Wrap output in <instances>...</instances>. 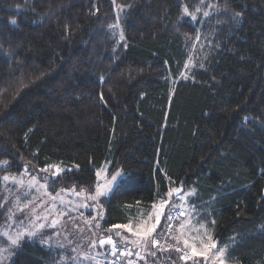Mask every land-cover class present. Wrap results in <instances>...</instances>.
Wrapping results in <instances>:
<instances>
[{"label":"trees","instance_id":"16d2710c","mask_svg":"<svg viewBox=\"0 0 264 264\" xmlns=\"http://www.w3.org/2000/svg\"><path fill=\"white\" fill-rule=\"evenodd\" d=\"M4 161L0 219L2 176L94 192L108 161L123 178L102 199L101 236L173 188L232 264H264V0H0ZM48 233L0 264H75ZM131 243L114 249L127 264L135 251L138 264H201Z\"/></svg>","mask_w":264,"mask_h":264},{"label":"rangeland","instance_id":"374dc122","mask_svg":"<svg viewBox=\"0 0 264 264\" xmlns=\"http://www.w3.org/2000/svg\"><path fill=\"white\" fill-rule=\"evenodd\" d=\"M191 65L192 61L189 63ZM6 164L5 161L0 162V170ZM109 168L108 161L98 168V184L94 192L61 189L52 193V176L42 177L29 170L2 176L0 242L4 246L0 248L1 262L11 257L13 248L20 246L25 237L36 236L37 232H49L42 243L70 255L75 264H104L116 255L114 247L121 240H129L131 246L139 249L143 245L151 247L155 237L163 232L161 226L163 223L166 225L164 220L167 214L170 216L173 209L186 206L187 216H184V220L176 221L177 226L172 233L178 244L169 241L167 245L192 252L201 264H220L221 259L224 264H232L228 259L227 246L215 247L219 240L213 236L210 226L195 221L193 211L186 205L185 194L178 197L167 194L151 206L139 208L129 224L115 226L111 228L112 234L101 236V217L105 215L102 199L108 198L121 180L118 178V182H112V176L120 172L123 177L122 169L110 174ZM5 177L8 179L5 180ZM98 189L104 195L92 199ZM170 190L173 194V188ZM12 240H16V243L13 244ZM220 249L224 250L223 257L217 255Z\"/></svg>","mask_w":264,"mask_h":264},{"label":"built area","instance_id":"2783aa9c","mask_svg":"<svg viewBox=\"0 0 264 264\" xmlns=\"http://www.w3.org/2000/svg\"><path fill=\"white\" fill-rule=\"evenodd\" d=\"M183 212L182 209L178 208L172 211L170 215V221L167 225V233L165 236L158 237L155 241H158V243L154 244L155 250L158 252H162L164 250V247L169 244V240L167 236L171 233L172 228L176 221L182 216ZM117 252L120 250L118 246L114 248ZM177 250L179 251V254L184 261H189L192 260L193 254L192 252H189L181 247H177ZM124 251H122L123 253ZM139 255L137 251H135L129 258H130V264H138L139 263ZM106 264H127V262H123L122 259L119 256H112ZM147 264H163L162 262L160 263H147Z\"/></svg>","mask_w":264,"mask_h":264},{"label":"snow or ice","instance_id":"6c2138e0","mask_svg":"<svg viewBox=\"0 0 264 264\" xmlns=\"http://www.w3.org/2000/svg\"><path fill=\"white\" fill-rule=\"evenodd\" d=\"M185 11H187V9H185ZM205 15H207V13H205ZM12 23H15V21L13 20ZM118 178H120V179L123 178L122 174L120 172H117L115 175L112 176V182H118ZM4 179L7 180L8 177H5ZM174 191H180V190H174ZM102 195H104V193L101 192L98 189L97 192H96V195L92 196L91 198L92 199H96L97 196H102ZM171 195H172V193L169 192V196H171ZM108 242L111 243V240H109ZM12 243L15 244L16 240H12ZM101 243H103V241ZM152 243L156 244V243H158V241H152ZM217 255L220 256V257H223L224 256V250L223 249L218 250ZM220 264H224V260L223 259H221Z\"/></svg>","mask_w":264,"mask_h":264},{"label":"water","instance_id":"95a60500","mask_svg":"<svg viewBox=\"0 0 264 264\" xmlns=\"http://www.w3.org/2000/svg\"><path fill=\"white\" fill-rule=\"evenodd\" d=\"M183 189H184V185H183V182L180 184V186L177 188V189H175V190H180V191H174V194L175 195H178V194H180L182 191H183ZM218 245V242H216L215 243V247Z\"/></svg>","mask_w":264,"mask_h":264},{"label":"crops","instance_id":"0c3cea01","mask_svg":"<svg viewBox=\"0 0 264 264\" xmlns=\"http://www.w3.org/2000/svg\"><path fill=\"white\" fill-rule=\"evenodd\" d=\"M147 248H148V250L150 249V250H149L150 254L154 251V249H152L151 247H147ZM147 248H146V249H147ZM156 259H157L156 262L160 263V262H159V258H156ZM148 263H152V262H148Z\"/></svg>","mask_w":264,"mask_h":264},{"label":"bare ground","instance_id":"6f19581e","mask_svg":"<svg viewBox=\"0 0 264 264\" xmlns=\"http://www.w3.org/2000/svg\"><path fill=\"white\" fill-rule=\"evenodd\" d=\"M178 209V208H177ZM180 209H182L181 207H180ZM155 249V248H154ZM156 255V254H155ZM160 255V254H159ZM159 255H156V256H159ZM145 258V257H144ZM143 260V259H142ZM163 260V259H162ZM148 262V261H147Z\"/></svg>","mask_w":264,"mask_h":264}]
</instances>
